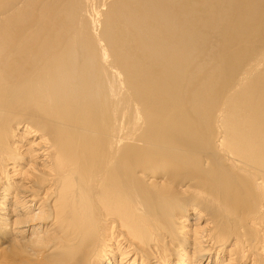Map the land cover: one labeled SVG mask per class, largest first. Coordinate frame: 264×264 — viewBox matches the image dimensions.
Returning <instances> with one entry per match:
<instances>
[{
  "label": "bare ground",
  "instance_id": "bare-ground-1",
  "mask_svg": "<svg viewBox=\"0 0 264 264\" xmlns=\"http://www.w3.org/2000/svg\"><path fill=\"white\" fill-rule=\"evenodd\" d=\"M0 264H264V0H0Z\"/></svg>",
  "mask_w": 264,
  "mask_h": 264
}]
</instances>
